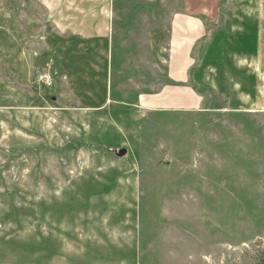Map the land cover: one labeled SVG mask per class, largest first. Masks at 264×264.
Instances as JSON below:
<instances>
[{"label":"rangeland","instance_id":"obj_1","mask_svg":"<svg viewBox=\"0 0 264 264\" xmlns=\"http://www.w3.org/2000/svg\"><path fill=\"white\" fill-rule=\"evenodd\" d=\"M184 3L146 6L151 17L116 34L118 63L103 41L59 35L36 0H0V264H53L60 228L105 212L106 232L139 239L129 264H264V115L231 112L210 90L197 113L133 108L165 84L150 36Z\"/></svg>","mask_w":264,"mask_h":264},{"label":"crops","instance_id":"obj_2","mask_svg":"<svg viewBox=\"0 0 264 264\" xmlns=\"http://www.w3.org/2000/svg\"><path fill=\"white\" fill-rule=\"evenodd\" d=\"M36 1L47 10L59 35L103 41V54L117 57V62L122 63L125 54L116 34L135 18L151 17V10L145 7L155 6L158 0H132L134 8L127 10L116 8V0ZM183 1L184 7L171 14L167 26L151 32V62L165 84L156 92H139L135 111L140 117L201 112L205 108V94L210 90L226 100L231 112L264 115V0H227V5L231 3L227 9L229 20L219 10L225 0ZM207 26L216 28L212 38ZM112 62L107 82L116 76L112 69L115 60ZM141 86L144 84L137 85ZM103 215L90 217L91 227L79 233L72 232L71 227L60 228L56 241L62 253L53 264H84L89 250L94 254L93 261L96 257L104 261L97 260L98 264H129L122 255L139 251L137 235L130 229L123 234H109L106 231L110 223L106 212ZM64 253L72 260L65 259Z\"/></svg>","mask_w":264,"mask_h":264},{"label":"built area","instance_id":"obj_3","mask_svg":"<svg viewBox=\"0 0 264 264\" xmlns=\"http://www.w3.org/2000/svg\"><path fill=\"white\" fill-rule=\"evenodd\" d=\"M44 84L46 86H52L53 82H52L51 76H47L46 78H44Z\"/></svg>","mask_w":264,"mask_h":264},{"label":"water","instance_id":"obj_4","mask_svg":"<svg viewBox=\"0 0 264 264\" xmlns=\"http://www.w3.org/2000/svg\"><path fill=\"white\" fill-rule=\"evenodd\" d=\"M127 154V151L126 150H122L121 152H119V155L120 156H125Z\"/></svg>","mask_w":264,"mask_h":264}]
</instances>
